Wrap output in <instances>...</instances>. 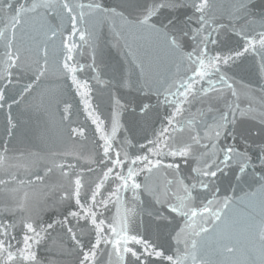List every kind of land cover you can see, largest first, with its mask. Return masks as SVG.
Listing matches in <instances>:
<instances>
[{
    "label": "snow or ice",
    "instance_id": "obj_1",
    "mask_svg": "<svg viewBox=\"0 0 264 264\" xmlns=\"http://www.w3.org/2000/svg\"><path fill=\"white\" fill-rule=\"evenodd\" d=\"M253 7L251 0H234L225 24L213 0H118L114 6L103 0H0V109H7V136L18 126L13 106L19 107L49 72L52 45L56 69L71 82L97 137L91 149L82 144V151L52 152L47 161L36 151L10 157L5 142L0 264H53L40 256L49 243L57 251L55 264L65 257L73 258L68 264H264V112L258 129L242 127L246 118H255V110L241 108L238 82L228 74L249 52L260 55L264 74V16L257 21ZM34 22L45 40L28 63L18 43L23 36L17 34ZM104 24L139 69L137 80L129 77L121 86L140 96L113 95L110 114L102 118L92 85L78 77L85 65L76 53L85 45L92 49L87 68L96 73L97 85L109 87L95 55V29ZM228 32L242 45L224 50ZM161 66L175 71L150 75ZM27 72L29 81L21 84ZM221 101L224 107H216ZM196 103L207 108L193 112ZM71 109L64 102L61 122L70 119ZM124 113L133 117L125 130L143 132V143L117 141ZM86 132L84 126H69V139L87 141ZM56 174L58 179L45 185ZM156 174H163L161 184L152 182ZM225 177L227 187L219 183ZM36 184L54 194L51 205L33 203ZM48 207L52 215L45 220L41 214ZM112 207L115 212L106 215ZM58 228L67 239L53 237ZM163 230H168L166 246Z\"/></svg>",
    "mask_w": 264,
    "mask_h": 264
},
{
    "label": "water",
    "instance_id": "obj_2",
    "mask_svg": "<svg viewBox=\"0 0 264 264\" xmlns=\"http://www.w3.org/2000/svg\"><path fill=\"white\" fill-rule=\"evenodd\" d=\"M108 6H114L118 3V0H103ZM217 5V16L222 23L228 24L230 17L228 16L229 6L234 0H213ZM251 3L255 5L251 9L254 17L257 21L264 16V0H251ZM183 11L190 13V9H184ZM57 23V21H53ZM3 25L0 24V27ZM256 30H259L258 25L254 26ZM96 32L99 39L95 42L96 49V66L101 74V79L110 82V86L105 88L101 85H97L94 77L95 72L87 68V65L91 63L92 49L88 46H84L80 51L76 53V60L80 64L85 65L83 72L78 73V77L82 80H89L93 87L94 105H98V111L102 114V118L108 117L112 108L113 95L122 97L123 100H132L140 96L134 88L130 89L121 86V81L127 78H131L132 81L137 80L140 76L139 69H136L132 63V57L128 55V49L124 47V42L121 41L119 46H115V41L111 29L107 24L96 27ZM18 38L22 35L23 40L20 46L24 49V58L30 63L34 58L35 50L37 46H42L45 37L40 30L39 22H34L31 26L26 27L25 33H18ZM129 43L133 44V49L136 48V44L129 38ZM242 40L239 37L234 36L231 32H228L225 36L224 50L229 48H237L242 45ZM60 40L57 38L55 48H59ZM4 52L3 44L0 42V59ZM50 64L49 72L42 78V80L36 84L34 91L27 95L26 99L21 103L19 107L13 106L12 115L17 122V128L14 130V134L8 137L6 134V115L7 109H0V152L3 151V145L5 142L8 144L10 157L18 156L19 153H28L31 151L40 152L45 160L51 159L50 154L52 152H64V151H82L81 145H86L87 149L93 147L94 141L97 137L93 135L94 125L86 118L83 112V105L80 103V98L75 94V89L71 87V82L66 80L63 75L57 71L54 61L56 56L53 52V46H49ZM261 59L257 53L249 52L245 56L241 57L235 64L231 66L228 72L229 76H232L238 83L237 88L240 92V104L242 109L249 107L255 111L253 116L255 118H246L243 128H251L253 130L258 129L260 124V114L264 112V100L260 89L264 88V74L260 69ZM175 69L166 70L163 66L159 68H153L150 71V75L153 77L157 73L160 75H170ZM31 72L25 73L21 78V84L29 81ZM228 102H232L233 98L229 95L227 97ZM9 102H11L9 100ZM64 102L72 104V115L68 121L61 122V112L64 106ZM153 102H155L153 98ZM218 108L224 107V102L221 101L215 104ZM187 107V106H186ZM207 105H201L199 103L194 104L191 107L193 112L197 108ZM187 115V113L185 114ZM155 119V118H154ZM121 123L125 125L117 134V141L123 140L125 137L132 139L133 144L137 141L143 143V132L134 129L133 132H128L125 129L133 124V117L129 113H124L121 117ZM69 126L78 127L84 126L87 129V141H81L80 143H74L69 139ZM156 127H159V122L155 123ZM110 125L107 131L110 132ZM150 134V130H149ZM134 137V138H133ZM242 142V141H241ZM129 151L134 149L129 148ZM14 162V161H13ZM39 169H43V162L39 164ZM181 169L185 175L188 173V166L181 162ZM21 178L25 177V173L21 169L19 171ZM0 178H7L3 169H0ZM58 179V174L52 176L45 181V185H51ZM90 179L86 177V180ZM143 181V176L139 177ZM164 180L163 174H156L152 177V182L155 184H161ZM219 183L223 187H227L229 180L227 177L222 178ZM45 185L36 184L31 189V195L33 197V203L40 206L51 205L54 194L48 190ZM22 194V193H21ZM130 193L128 196L130 197ZM115 208L112 207L110 213L113 214ZM43 219L47 220L52 215L51 207H48L45 212L41 214ZM142 230V229H141ZM151 231H155L153 228ZM167 231L163 230L161 236V242L167 245ZM53 237H63V232L58 228L53 233ZM67 239V237H63ZM40 256L46 262L49 260L55 264L57 259V251L51 248V244H47L40 249ZM73 259L65 257L60 264H68ZM107 260V257H104Z\"/></svg>",
    "mask_w": 264,
    "mask_h": 264
}]
</instances>
